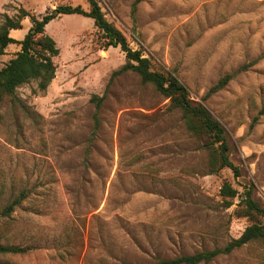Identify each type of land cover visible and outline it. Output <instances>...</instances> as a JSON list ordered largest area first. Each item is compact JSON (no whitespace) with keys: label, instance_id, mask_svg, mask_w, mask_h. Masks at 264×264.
I'll use <instances>...</instances> for the list:
<instances>
[{"label":"rangeland","instance_id":"obj_1","mask_svg":"<svg viewBox=\"0 0 264 264\" xmlns=\"http://www.w3.org/2000/svg\"><path fill=\"white\" fill-rule=\"evenodd\" d=\"M152 69L175 72L226 131L230 159L211 173L203 141L169 100L105 47L94 20L46 26L60 51L55 79L0 99V244L28 249L0 264H155L225 248L264 218L243 216L250 190L264 207V0H96ZM83 0H0V26ZM32 23L10 36L23 40ZM11 44L0 69L20 51ZM226 75L220 91H208ZM237 190L224 199V183ZM14 204L7 214V207ZM201 264H264V241Z\"/></svg>","mask_w":264,"mask_h":264},{"label":"trees","instance_id":"obj_2","mask_svg":"<svg viewBox=\"0 0 264 264\" xmlns=\"http://www.w3.org/2000/svg\"><path fill=\"white\" fill-rule=\"evenodd\" d=\"M83 1L88 4V10L83 9L80 5L75 7L62 5L38 17L21 8L18 11L17 19L6 18L0 26V55L5 54V49L11 44H18L21 49L6 67L0 69V99L4 95L14 97L17 88L31 82L37 83V87L32 90L34 96L44 94L55 79L57 67L54 59L60 54L54 39L46 33V26L59 15L88 17L94 20L105 47H119L125 54L126 63L117 74L133 71L140 77L143 84L152 85L159 94L169 100V110L180 112L189 133L203 141V146L208 151V164L211 173H218L228 168L233 171L235 177H239L240 170L230 159V147L226 131L221 123L204 105L192 99L188 88L178 79L175 72L153 70L151 60L145 57L141 51L130 47L124 34L105 18L96 0ZM27 17L30 18L32 26L23 40L17 41L10 36V32L22 29V20ZM232 78V75L224 76L211 87L208 95L220 91ZM262 113H264V108ZM220 194L224 199H230L236 198L238 192L226 182L223 184ZM17 203L16 201L7 207V214L13 211L14 204ZM242 203L245 206L243 216L253 220L264 218V207L252 198L250 190L246 191ZM254 241H264V225L259 222L248 226L239 238L232 240L223 249L203 251L173 260H159L155 264L208 263L221 255L231 254ZM26 252H28L26 248L0 244V257L22 255Z\"/></svg>","mask_w":264,"mask_h":264}]
</instances>
